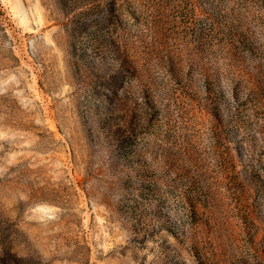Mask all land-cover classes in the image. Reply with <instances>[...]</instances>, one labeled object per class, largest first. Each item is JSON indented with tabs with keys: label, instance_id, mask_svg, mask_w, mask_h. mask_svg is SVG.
<instances>
[{
	"label": "rangeland",
	"instance_id": "obj_1",
	"mask_svg": "<svg viewBox=\"0 0 264 264\" xmlns=\"http://www.w3.org/2000/svg\"><path fill=\"white\" fill-rule=\"evenodd\" d=\"M0 264H264V0H0Z\"/></svg>",
	"mask_w": 264,
	"mask_h": 264
}]
</instances>
